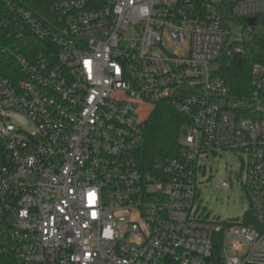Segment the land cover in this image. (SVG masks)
I'll return each mask as SVG.
<instances>
[{"label": "built area", "instance_id": "2783aa9c", "mask_svg": "<svg viewBox=\"0 0 264 264\" xmlns=\"http://www.w3.org/2000/svg\"><path fill=\"white\" fill-rule=\"evenodd\" d=\"M257 40L236 97L220 58ZM158 102L178 148L144 168ZM224 150L255 224L197 202ZM0 264H264V0H0Z\"/></svg>", "mask_w": 264, "mask_h": 264}, {"label": "trees", "instance_id": "16d2710c", "mask_svg": "<svg viewBox=\"0 0 264 264\" xmlns=\"http://www.w3.org/2000/svg\"><path fill=\"white\" fill-rule=\"evenodd\" d=\"M251 47L246 57L229 56L223 53L217 73L227 82L230 93L244 97L249 92V74L252 61L262 54L259 40ZM182 116L167 102H158L144 119L143 140L136 156L140 166L149 167L156 159L174 156L178 148V127ZM247 223L255 224L252 213L247 211Z\"/></svg>", "mask_w": 264, "mask_h": 264}, {"label": "rangeland", "instance_id": "374dc122", "mask_svg": "<svg viewBox=\"0 0 264 264\" xmlns=\"http://www.w3.org/2000/svg\"><path fill=\"white\" fill-rule=\"evenodd\" d=\"M232 36L237 37L241 30L240 24L232 25ZM15 124H21L28 128L24 117L8 112ZM200 163L206 166L204 175L198 180H203L200 185L198 203L210 214L220 221L241 220L250 208V201L244 187L245 167L242 159L233 151L224 150L218 155H210L200 159ZM241 174L242 182L237 175ZM226 180L230 183L228 188L216 187V183Z\"/></svg>", "mask_w": 264, "mask_h": 264}]
</instances>
